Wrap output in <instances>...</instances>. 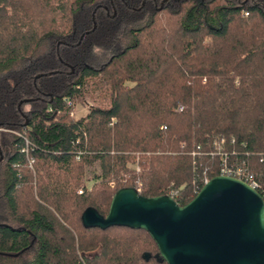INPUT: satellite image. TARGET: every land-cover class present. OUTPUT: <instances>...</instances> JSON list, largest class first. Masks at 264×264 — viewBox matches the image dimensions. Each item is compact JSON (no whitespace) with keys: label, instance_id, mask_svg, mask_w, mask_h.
I'll use <instances>...</instances> for the list:
<instances>
[{"label":"trees","instance_id":"trees-1","mask_svg":"<svg viewBox=\"0 0 264 264\" xmlns=\"http://www.w3.org/2000/svg\"><path fill=\"white\" fill-rule=\"evenodd\" d=\"M240 163L264 181V0H0V264H166L82 211Z\"/></svg>","mask_w":264,"mask_h":264},{"label":"water","instance_id":"water-1","mask_svg":"<svg viewBox=\"0 0 264 264\" xmlns=\"http://www.w3.org/2000/svg\"><path fill=\"white\" fill-rule=\"evenodd\" d=\"M80 220L83 227L145 230L157 248L154 258L166 264H264V203L232 176L207 179L182 206L168 194L143 197L121 187L104 216L87 207Z\"/></svg>","mask_w":264,"mask_h":264},{"label":"built area","instance_id":"built-area-1","mask_svg":"<svg viewBox=\"0 0 264 264\" xmlns=\"http://www.w3.org/2000/svg\"><path fill=\"white\" fill-rule=\"evenodd\" d=\"M64 100L66 101L67 105H69V101L67 99ZM259 160L262 161L263 157H261ZM218 175L232 176L245 182L249 187L254 189L259 194L262 202L264 203V181H260L253 173H251L244 163L232 166H222L219 169ZM205 181L206 180H204V182ZM135 190L137 191L136 188ZM80 192L81 189L77 190V193Z\"/></svg>","mask_w":264,"mask_h":264},{"label":"rangeland","instance_id":"rangeland-1","mask_svg":"<svg viewBox=\"0 0 264 264\" xmlns=\"http://www.w3.org/2000/svg\"><path fill=\"white\" fill-rule=\"evenodd\" d=\"M91 104H92V101H90L89 99L85 100L84 103H81V104L77 103V104H75L73 106V108H72V111H71L72 117L78 118V117L83 116L87 112L88 106L91 105ZM90 178H91V169L86 168L85 169V185L87 187H89V185H90V181H89ZM21 260H24V259L22 257H20V258H18L16 260H13V259L10 260L9 259L8 262H9V264H19V263L23 262Z\"/></svg>","mask_w":264,"mask_h":264}]
</instances>
